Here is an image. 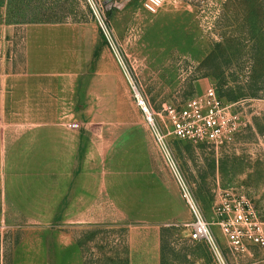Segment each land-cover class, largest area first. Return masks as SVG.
<instances>
[{
	"label": "rangeland",
	"instance_id": "rangeland-1",
	"mask_svg": "<svg viewBox=\"0 0 264 264\" xmlns=\"http://www.w3.org/2000/svg\"><path fill=\"white\" fill-rule=\"evenodd\" d=\"M92 1L113 47L87 0H0V59L10 62L0 75H27L31 60L39 73L33 103L0 111L2 136L65 128L90 190L80 207L0 206V264H264V248H235L223 230L241 207L264 234V0H164L154 15L144 0L111 14L105 5L126 0ZM209 90L220 139L171 135L175 114ZM157 134L212 245L193 239L195 216Z\"/></svg>",
	"mask_w": 264,
	"mask_h": 264
},
{
	"label": "crops",
	"instance_id": "crops-1",
	"mask_svg": "<svg viewBox=\"0 0 264 264\" xmlns=\"http://www.w3.org/2000/svg\"><path fill=\"white\" fill-rule=\"evenodd\" d=\"M10 27L14 30V26ZM3 29L8 26L0 25V32ZM1 47L0 56L4 51ZM32 62L29 61L27 75L16 74V71L5 77L0 75V111L22 109L17 105L24 101L27 105L33 103L34 76L38 93L39 73L34 74ZM9 64L0 59V70L8 69ZM19 95H25L26 99ZM26 108L32 109V106ZM2 134L0 131V206L33 208L35 213H40V208L55 210L68 202L72 207L81 206L80 199L90 191L88 175L83 166L71 165L80 142H73L69 131L47 123L23 129L10 141ZM69 184L72 187L69 188Z\"/></svg>",
	"mask_w": 264,
	"mask_h": 264
},
{
	"label": "built area",
	"instance_id": "built-area-1",
	"mask_svg": "<svg viewBox=\"0 0 264 264\" xmlns=\"http://www.w3.org/2000/svg\"><path fill=\"white\" fill-rule=\"evenodd\" d=\"M87 2L99 20L105 37L111 47H113L110 34L106 26L100 21L93 1L87 0ZM163 3L164 0H144L143 7L146 12L154 15L159 11ZM137 101L138 105L143 110L146 122L154 127L155 124L152 114L138 96ZM221 110V104L217 100L215 92L213 90H209L203 98L191 100L186 108H182L178 115L175 114L171 135L177 139L190 138L192 135L193 138H198L196 141L216 143L221 136V128L219 126ZM157 136L167 163L180 187L183 199L195 216L196 224L193 232V239L200 242L207 241L212 245L208 226L202 219L201 212L190 187L181 174L164 138L159 134H157ZM240 205L241 204L239 203L238 206ZM221 215H223V213H221ZM223 221V230L235 248H242L245 242L264 248V234L250 217V210H244L239 207L233 214L231 222H226L225 220ZM217 256H219L218 253Z\"/></svg>",
	"mask_w": 264,
	"mask_h": 264
},
{
	"label": "trees",
	"instance_id": "trees-1",
	"mask_svg": "<svg viewBox=\"0 0 264 264\" xmlns=\"http://www.w3.org/2000/svg\"><path fill=\"white\" fill-rule=\"evenodd\" d=\"M130 3V0H126V2L123 3H116V2H111L105 5L106 11L111 14L113 10L116 9H123L126 5Z\"/></svg>",
	"mask_w": 264,
	"mask_h": 264
}]
</instances>
